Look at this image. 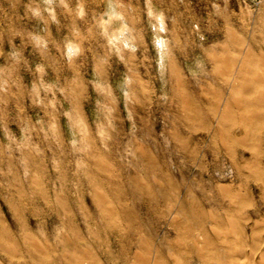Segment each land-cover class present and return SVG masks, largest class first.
Listing matches in <instances>:
<instances>
[{
  "label": "rangeland",
  "instance_id": "rangeland-1",
  "mask_svg": "<svg viewBox=\"0 0 264 264\" xmlns=\"http://www.w3.org/2000/svg\"><path fill=\"white\" fill-rule=\"evenodd\" d=\"M0 264H264V0H0Z\"/></svg>",
  "mask_w": 264,
  "mask_h": 264
},
{
  "label": "bare ground",
  "instance_id": "bare-ground-1",
  "mask_svg": "<svg viewBox=\"0 0 264 264\" xmlns=\"http://www.w3.org/2000/svg\"><path fill=\"white\" fill-rule=\"evenodd\" d=\"M2 242V241H1ZM7 245V244H6Z\"/></svg>",
  "mask_w": 264,
  "mask_h": 264
}]
</instances>
